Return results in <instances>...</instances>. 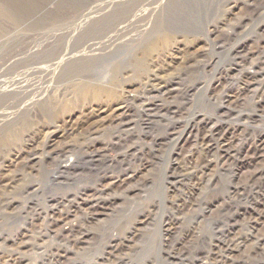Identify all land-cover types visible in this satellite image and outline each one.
<instances>
[{"label":"bare ground","instance_id":"6f19581e","mask_svg":"<svg viewBox=\"0 0 264 264\" xmlns=\"http://www.w3.org/2000/svg\"><path fill=\"white\" fill-rule=\"evenodd\" d=\"M41 1L29 2L31 4L25 10H8L0 6V213L7 215L17 208L18 197L21 201L43 190L56 189L59 193L44 197L43 202L50 206L43 218V231L34 236L21 233L16 237H11L8 231L0 232L2 245L10 246L7 253L0 252V264H26L29 262L26 253L39 249L45 250L48 264L70 263L72 256H79L81 252L86 254L84 257L100 254L96 260H77L73 264H133L139 254L137 248L143 247L134 246L141 236L138 227L148 225L158 208L152 204L146 210L136 212L130 221L128 216L126 224L116 220L115 225L104 219L117 204L136 196L151 183V176L141 175L142 169L146 171L151 167L147 156L157 158L166 141L171 143L175 138L181 148L170 171L169 179L174 180L175 189H168V192L174 196L170 208L176 216L164 223L165 244L169 247L168 258L186 257L197 242L205 239V235L196 233L198 228L184 230V224L187 218L199 217L204 188L212 183L214 162L221 161L222 171L238 163L242 169L239 177L242 180L234 185L229 196H243L244 187L264 178V131L252 134L248 129L259 116V110H264V48H249L247 54L242 48L235 49L230 67L218 74L214 86L222 91L216 96H208L207 100L219 105V119H223L220 124L211 126L212 118L195 117L193 128L188 130V123L183 127L186 132H180L182 121L173 122L163 142L153 138L148 153L140 152L137 171V166L131 171L125 167L126 170L115 175L87 171L80 163H98L112 157H108L109 153L123 142L122 135L129 133L132 107L143 104L144 96L175 100L183 91L178 86L195 76L198 70L205 69L203 61H198V57L202 59L205 55L192 56L187 51L188 43L191 44L187 41L181 45L175 43L171 48L176 50L173 51L176 55L183 53L185 57L177 75L170 74L174 54L168 57L166 67H160L154 57L171 44L170 37L159 32L160 27L165 23L171 26L179 16L185 15V20L193 19L195 15L199 17L197 8L193 10L189 6L197 0H190L189 5L185 2V6L184 0H69L48 11L46 4L49 5V1ZM43 10L46 12L41 13ZM215 27L211 32L218 29V24ZM156 32L161 35L156 34L157 37L150 40ZM140 71L147 76L146 83L126 79L130 75L129 79L135 80ZM113 81L117 85L124 83L121 96L114 86H110ZM234 82L236 86H233ZM134 87H137L133 89L134 95L126 96ZM71 91L78 95L80 102L92 100L94 108L89 107L77 115L71 109L74 104L62 102L74 97L69 98ZM104 99L111 106L103 108ZM182 111L172 110L171 114L183 115ZM226 119L229 124L224 123ZM244 119L247 122L241 125L245 129L240 133L241 129L233 120L242 123ZM261 119L264 121V113ZM106 127L109 131L102 134ZM20 133L26 137L21 138ZM66 136L76 140L59 145V139ZM40 143L44 148H50L46 163L55 166L53 170L45 171L50 181L43 185L34 181L27 183L22 178L28 165L37 166L40 153L35 146ZM128 155L134 154L128 152ZM126 157L124 155V159ZM15 165L19 169L10 171ZM81 171L82 174L76 175ZM85 173L90 174L88 179L92 178V183L78 185L57 196L64 185L70 184L64 178L76 180ZM260 204L248 223L242 226L245 233L240 230L231 239L209 240L207 251L200 249L190 264H264V196ZM31 205L37 207L38 204L31 199L22 207ZM175 228L180 232L172 238ZM46 238L57 242L55 248L54 245L42 247L41 242ZM133 247H136L134 251Z\"/></svg>","mask_w":264,"mask_h":264},{"label":"rangeland","instance_id":"374dc122","mask_svg":"<svg viewBox=\"0 0 264 264\" xmlns=\"http://www.w3.org/2000/svg\"><path fill=\"white\" fill-rule=\"evenodd\" d=\"M38 1L40 2L41 0ZM38 1L13 0V3L12 0H0V6L8 10H14L17 8H22V10H25L31 3H38ZM48 1L50 4H46V10H54L58 7V4L60 5L64 2V4H67L69 0ZM48 1L42 0L41 3H48ZM183 2L184 6L186 5V3L188 5L190 4V0H184ZM197 2H202V4L198 5ZM189 6L193 10L197 8L196 11L198 12L196 13H198L199 17H195V15V18H186L187 20H185V15L182 16L183 18L179 16L180 18L177 17L176 19L178 20L175 21L174 24L171 22V26H168L165 23L162 27H160V30L158 29L159 32H164V34L168 35L170 37L169 41H171V44L169 45L170 48L167 46L166 48H164V50H161L159 54L157 52L154 57L155 60L160 62V67H166L167 65H169L168 57H171V55L174 54L172 56L174 58L173 60H171V64L174 67L170 71V74L177 75L181 72L182 68L180 62L185 60V57L183 53H181L180 55H176V53H174L176 50H173L171 48H173L175 43L180 42L179 45H181L190 42L192 45L188 43L189 48L187 49V51L189 53H192V56L198 57L200 55H205L204 58H202L203 60L198 57V61H203L205 69L202 68L198 70V73H196L195 76H190L189 78L185 79L180 86H178L180 88V91H183H181L180 97H177L175 100H168L162 97H151L147 95L144 96V98H146V101L144 100V102H142L143 104H136L132 107V115L129 119L131 120V124L127 129L129 133L122 135L123 138L120 139L123 142L118 145L116 149H113V151L109 153L108 157H112L110 159L107 158L106 160H101L98 163L89 162L87 163V165L86 163H80L87 171H101L100 173H102L103 171L106 172V174L109 173L111 175L112 173L115 175L118 174L119 171L126 170V168L130 171L131 169L134 170L136 166L137 167L135 171H137L139 166L138 159L142 156V154L148 153V150L151 149L150 145L152 144V139L157 138L159 142H163L165 140L167 131L172 128L174 124L173 122L182 121V125L179 130L180 132H183L185 131V128H183L185 125L187 126L190 124L187 128L188 130L193 128L195 124V121L193 120L195 117H205L206 119L212 118L211 126L215 125V123L220 124L223 121V119H219V105H213L212 103L210 104L207 98L208 96H216L222 91L221 88H217V85L214 86V84L218 81V74L222 70L228 69L230 67L233 57L232 52L235 49L242 48V50H244L243 53L247 54L249 48H264V0H197L195 3H191V5ZM228 9H232L230 13L226 12L228 11ZM46 10H43L41 13L46 12ZM217 24L218 29H216L214 33L211 32L216 28L215 26H217ZM159 32L152 34L149 39L151 40L157 36H160L161 33ZM193 42H196L195 45L193 44ZM180 50H183V47ZM174 63H176V65ZM139 73H141V71ZM141 74L136 77L138 78L137 80L136 78L135 80L129 79L130 75L126 76V79H128V81H138L139 83L144 84L147 81V76L144 75V73L142 75ZM115 83L117 82H111L110 86H114L118 96H121L123 94L122 86H124V83H121L120 85H117ZM233 86H236L235 82L233 83ZM127 87L128 86H125V88ZM137 87L132 88L131 93L129 91L125 95L133 96L135 93L133 91ZM69 94V98H71L72 96L74 97H72L70 100H64L62 102L68 105L74 104L71 109H73V111L77 113V115H80L83 110L85 111L89 107H91L92 109L94 108V102H92V100H88L85 103L81 101V103L80 98L77 94L76 96L78 97V100H76L77 97L74 95L75 93L73 91H71V93ZM148 97L149 99H147ZM102 101H104V105L102 106L103 108H108L105 107V105L111 106V103L109 101H105V99ZM148 105H151V107H149ZM248 105H250V103H248ZM250 107V109L252 110L253 106L251 105ZM189 108L190 112H187V109ZM172 110H174L175 112L183 110V115L177 114L173 116L171 114ZM259 111V116L262 117L264 110L260 109ZM259 116L251 124H249V133L257 134L260 131H264V121L261 119V117L259 118ZM238 121L239 120H233V123L236 126H239V129H241L239 132L243 133V130L245 128L241 125L246 123L247 120L244 119L242 123H239L240 121ZM224 123L229 124L228 119H226ZM109 129L110 128L108 127L103 128L102 134L107 133ZM23 136L26 137L25 134H23ZM23 136H21V138H23ZM72 139L73 141L76 140V138H67V136L64 137V139H59V145L68 143L70 142V140L72 141ZM176 140L177 138H175L174 142L171 143L170 141H166V145L164 146L163 151L160 153V155L158 154L157 158L147 156V162L149 163L147 164L151 167L146 171H144L145 169H142L141 175L143 177L151 176V183H149L147 187H144V189H142L143 191L138 193L136 196H133L132 198L117 204L114 211H110L108 213V217L104 219L105 221L111 220V223H115V225L117 224L116 220H119L122 224H126L128 222L125 220L128 216L130 221L131 217L136 212L138 213L144 211L152 206V204H155L158 208L156 212L152 213L150 217L151 220L150 222H148V225L142 228L138 227V229H140L141 236L139 240L135 242L134 246L136 245V247H138L140 245H143V247L137 248L139 254H137V256L133 259V264H190V262L196 259L199 255L200 249L205 248V251H207L206 244L209 240L215 239L214 241L216 242L217 240H220L222 238L231 239L232 237H234L233 235L239 233L240 230L242 231V233H245V230L242 229V226L246 225L245 223H248L247 221H249V219L251 218V214L255 212L254 209H259L261 207L260 203L262 202L264 196V178L261 181L259 180L260 182L257 181L258 183H250L251 185L248 184L247 187H244L245 190H242L244 193V195L242 194L243 196H229L230 192L234 190V185L238 181L242 180L239 179V177L242 176V169H240V165L238 163V165L234 164L228 170L222 171L221 161L216 160L213 164L211 172L212 183L204 188L202 205H200V209L198 211L199 217H197L198 219L194 216L187 218L184 224V230L187 227L192 230L193 228H198V231H196V233L198 232V234L200 235H205V239H201L199 242H197V245L191 250V254H188L186 257H179L176 259L168 258L169 247H167V244H165L167 234L164 223H167L168 220H172L176 216V214H173L174 212L170 208V202L174 198V196L171 192H168V189H170L171 191H174L175 189L172 185L174 180L172 181L169 178L171 167L177 159L176 155L181 148V146H179L180 143H175ZM112 142L116 143V140H113ZM43 146L44 145H41V143L35 146L38 148L40 153V155L38 154L39 161L37 162L38 164L36 163L37 166H35L34 164L28 165V168L26 167L27 169L24 171V173H22V178H24V181H26L27 183L34 181L37 184L40 183L43 185L50 181L45 171L48 169L53 170L55 166L51 167L48 165V163H46V155L50 152V148L48 147L46 149ZM13 152L14 154L17 153L16 151ZM128 152H130L131 155H136L130 157L128 155ZM124 155H127L126 159H124ZM128 163H130V165ZM33 166L36 167V169L34 168V171L32 169ZM107 168H110V170H107ZM111 168L113 171H111ZM17 169H19V166L15 165L12 166L10 171L14 172L17 171ZM82 173V171L76 172V175ZM89 177L90 174L85 173L81 178L77 176L75 178L76 180H71V178L73 177L64 178L65 180H68L70 184L64 185V189L61 190L60 194L57 196H60L63 192H67L72 189L74 190V188L78 185L92 183L91 180L93 179H88ZM187 181L185 183H187ZM63 183L66 182L63 181ZM102 183L104 184L103 181ZM58 193L59 192L56 189L51 191L43 190L37 195H29V197L27 198H22L21 201L20 197H18L19 206L17 208L11 209L7 213V215H4L5 213H0V225L3 224L2 226H0V232L8 231L11 232V237H16V235H19L21 233H23V235L33 234L34 236L35 233L43 231V229L45 228L43 218L47 213L46 210L49 208L48 206H50L49 204H45L43 202L44 197L53 196ZM23 199L25 200L23 201ZM31 199L37 202V207H34L33 205L29 206V208L22 207L25 206L26 203ZM32 206L34 208H32ZM121 217H123L122 220L120 219ZM96 224L99 225L98 223ZM9 228H11V231H9ZM177 232H180V230H177L175 228L173 232L175 234L172 238L177 237V235L179 234H177ZM54 242L55 240L53 238H46L42 240L41 245L42 247L54 245L55 248L57 242ZM8 247H10L9 244L2 245V243L0 242V252L2 251L3 253H7V251H9ZM135 248L133 247V251ZM87 249H90V247ZM99 254L100 252H97L84 257L86 254L81 252L79 256L74 255L72 256V258L70 257L71 261L67 264H73L77 260H96L97 258H99ZM25 257L27 261H29L26 264H48L45 250L39 249L28 251Z\"/></svg>","mask_w":264,"mask_h":264}]
</instances>
